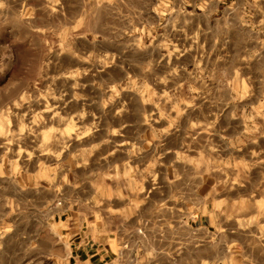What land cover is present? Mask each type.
Returning a JSON list of instances; mask_svg holds the SVG:
<instances>
[{
	"label": "rangeland",
	"instance_id": "1",
	"mask_svg": "<svg viewBox=\"0 0 264 264\" xmlns=\"http://www.w3.org/2000/svg\"><path fill=\"white\" fill-rule=\"evenodd\" d=\"M60 4L0 0V264H63L60 247L69 216L83 214V223L72 228L79 234L111 222L97 217L107 212L103 205L112 210L120 188H149L158 196L160 186L189 188L197 180L200 193L184 196L213 203L222 215L209 232L216 240L215 264H264L261 66L251 60L243 67L245 112H200L199 124H192L175 109L216 107L227 99L212 96L215 89L211 97L190 102L147 97L143 53L127 50L116 58L133 64L137 76L108 94L100 82L102 44L96 34L80 33L94 13L81 12L73 2L72 25L65 27ZM239 118L240 127L233 122ZM117 123L126 128L114 138L135 136L152 144L137 145L130 159L123 157L109 135ZM159 138L167 145L158 144ZM82 203L88 208L80 210ZM160 229L149 225L146 233Z\"/></svg>",
	"mask_w": 264,
	"mask_h": 264
},
{
	"label": "crops",
	"instance_id": "2",
	"mask_svg": "<svg viewBox=\"0 0 264 264\" xmlns=\"http://www.w3.org/2000/svg\"><path fill=\"white\" fill-rule=\"evenodd\" d=\"M50 1L61 3L59 16L65 27L72 25L69 13L73 2L79 3L81 12L94 13L87 29L80 33L96 34L95 40L102 44L100 82L108 94L116 84L137 76L131 70L133 64L116 58L121 50L142 51L143 91L147 97L190 102L200 96L209 97L215 89L218 94L212 96L227 99L226 105L216 107L201 109L193 104L182 105L178 108L181 111L175 109L173 113H186L192 124H199L200 112H245L244 99L249 95L242 90V82L248 81L243 67L251 60L261 66L257 78L264 83V0ZM258 97L264 98V92ZM233 122L240 127L242 119ZM124 126L110 125L109 135L119 146L117 151L123 149V157L130 159L137 145L152 143L146 138L137 141L135 136L114 138ZM158 140V144L167 145L163 139ZM199 182H192L189 188L160 186L158 196L149 188L145 193L120 188L112 210L103 205L107 212L97 217L111 222H97L95 229L87 226L79 234L72 228L78 221L83 223V214L79 219L69 216L65 220L69 229L62 235L60 247L63 264H215L216 240L209 232L222 215L213 203L189 201L184 196L199 194ZM173 194L176 199L171 197ZM88 206L82 203L79 209ZM149 225H159L160 233H146Z\"/></svg>",
	"mask_w": 264,
	"mask_h": 264
}]
</instances>
